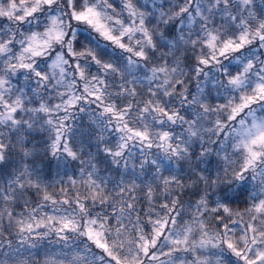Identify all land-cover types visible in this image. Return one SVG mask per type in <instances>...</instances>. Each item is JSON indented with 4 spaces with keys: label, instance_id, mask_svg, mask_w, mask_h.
<instances>
[{
    "label": "snow or ice",
    "instance_id": "obj_1",
    "mask_svg": "<svg viewBox=\"0 0 264 264\" xmlns=\"http://www.w3.org/2000/svg\"><path fill=\"white\" fill-rule=\"evenodd\" d=\"M0 264H264V0H0Z\"/></svg>",
    "mask_w": 264,
    "mask_h": 264
}]
</instances>
